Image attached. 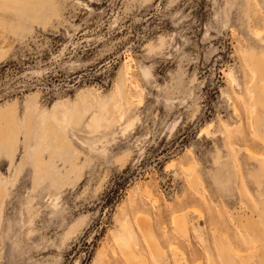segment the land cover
I'll list each match as a JSON object with an SVG mask.
<instances>
[{
    "label": "rangeland",
    "instance_id": "1",
    "mask_svg": "<svg viewBox=\"0 0 264 264\" xmlns=\"http://www.w3.org/2000/svg\"><path fill=\"white\" fill-rule=\"evenodd\" d=\"M262 58L264 0H0V264H264Z\"/></svg>",
    "mask_w": 264,
    "mask_h": 264
},
{
    "label": "bare ground",
    "instance_id": "2",
    "mask_svg": "<svg viewBox=\"0 0 264 264\" xmlns=\"http://www.w3.org/2000/svg\"><path fill=\"white\" fill-rule=\"evenodd\" d=\"M257 36H260V34L257 33ZM254 74H255V78H256L255 71H254ZM263 84H264V82H263ZM91 122H92V124L88 126L89 130H96L97 128H99V120L97 117H93ZM146 193L150 196V192L148 190L146 191ZM152 239H153V237H152ZM116 241L118 242L117 245L120 246L122 252H124L125 255L127 256V258L129 259L130 264L133 263L132 258H134L136 260L138 259V258H135V256L130 252V250H131V246H129L130 243L128 241L127 236L123 232H120L119 234H117V240ZM219 247H220V251H221L220 257H221L222 261L224 262V264H234V261H232L233 259L231 258L232 256L229 255L231 252L229 253L228 250L226 249V247H224L226 249V251H225L222 245H219ZM130 259H131V261H130Z\"/></svg>",
    "mask_w": 264,
    "mask_h": 264
},
{
    "label": "crops",
    "instance_id": "3",
    "mask_svg": "<svg viewBox=\"0 0 264 264\" xmlns=\"http://www.w3.org/2000/svg\"><path fill=\"white\" fill-rule=\"evenodd\" d=\"M262 65H264V58L260 59V61H256V63L253 64L254 71L256 73V79H259L260 91L262 92V94H264V84H263V82H264V72H263ZM257 108L264 112V105L261 106V107L259 106Z\"/></svg>",
    "mask_w": 264,
    "mask_h": 264
}]
</instances>
